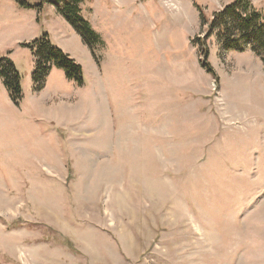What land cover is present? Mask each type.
<instances>
[{
	"label": "rangeland",
	"instance_id": "obj_1",
	"mask_svg": "<svg viewBox=\"0 0 264 264\" xmlns=\"http://www.w3.org/2000/svg\"><path fill=\"white\" fill-rule=\"evenodd\" d=\"M240 1L84 0L99 63L55 5L0 0V59L22 87L15 102L0 76V264H264V65L205 37ZM44 34L83 85L54 65L36 89Z\"/></svg>",
	"mask_w": 264,
	"mask_h": 264
},
{
	"label": "trees",
	"instance_id": "obj_2",
	"mask_svg": "<svg viewBox=\"0 0 264 264\" xmlns=\"http://www.w3.org/2000/svg\"><path fill=\"white\" fill-rule=\"evenodd\" d=\"M56 6L72 27L81 35L83 42L91 49L100 63L96 51L104 41L101 35L82 14L84 0H44ZM200 9V7L198 6ZM201 12L203 25L207 24L203 10ZM216 33L220 51H245L251 49L264 64V12H259L250 6L248 0H241L226 6L223 10L214 13L209 24L206 39ZM200 39V38H197ZM195 42V40H194ZM199 51L203 55V67L208 73L216 77V72L208 62L209 48L206 40L200 43ZM32 50L36 60L33 81L37 90H41L53 66L62 69L67 79L84 84L83 66L62 49L53 45L48 34L33 43ZM0 76L11 93L13 101L17 102L22 95L19 73L15 65L8 58L0 59Z\"/></svg>",
	"mask_w": 264,
	"mask_h": 264
},
{
	"label": "crops",
	"instance_id": "obj_3",
	"mask_svg": "<svg viewBox=\"0 0 264 264\" xmlns=\"http://www.w3.org/2000/svg\"><path fill=\"white\" fill-rule=\"evenodd\" d=\"M72 35L75 36V34H72ZM227 52L232 57H238L239 58V56H241L242 54L247 53V54H250L251 56H253L254 58H258L256 55H254L252 53V51H250V49L246 50V52H244V53L237 52V50H235V51H227ZM84 65L85 64L82 62V66H83V70H84V74H85ZM101 67H102L101 64L98 65L97 73H98L99 79L102 80L103 79V70H102ZM263 70H264V66H263ZM261 74H263V76H264V73H261ZM218 75H219V73H218ZM245 75H246V78L244 79L245 81L246 80H251V81L257 80L256 77H255L256 74L252 70H248L247 73H245ZM128 77L132 78V82H129V87L127 89L126 95L129 96V98L131 100L132 108L135 107V105L137 106L138 114L140 115L141 96H140V88H139L138 78H134L132 74H129ZM219 77H220V75H219ZM240 79H241L240 76L234 75V84L232 83L233 89H236L237 84H241V80ZM262 79L264 80V77ZM135 80H137V81H135ZM220 81L222 82V78H220ZM223 90H225L224 87H223ZM106 105H107V110L108 111L112 110V108L110 106L109 96L107 94H106Z\"/></svg>",
	"mask_w": 264,
	"mask_h": 264
}]
</instances>
